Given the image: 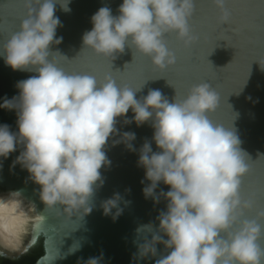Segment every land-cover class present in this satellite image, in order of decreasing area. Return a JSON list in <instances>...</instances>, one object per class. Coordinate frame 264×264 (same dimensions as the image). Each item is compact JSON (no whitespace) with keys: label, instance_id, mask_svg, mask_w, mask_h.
I'll list each match as a JSON object with an SVG mask.
<instances>
[{"label":"clouds","instance_id":"obj_1","mask_svg":"<svg viewBox=\"0 0 264 264\" xmlns=\"http://www.w3.org/2000/svg\"><path fill=\"white\" fill-rule=\"evenodd\" d=\"M22 3L24 16L18 30L0 40V57L14 71L36 75L18 81L19 94L0 104L18 117V132L0 125V158L21 148L11 167L19 164L28 171L29 179L40 186L45 207L37 215L34 204L24 203L21 191L0 198V247L11 249L21 243L35 221L44 222L53 213L72 222L91 213L96 191L104 183L100 170L111 163L105 152L109 139L119 135L113 146L124 143L136 151L135 133L117 129V118L124 117V124L135 122L139 127L149 122L154 129L152 140L159 151L154 152L147 140L139 149L138 165L150 181L143 193L155 203L167 201L166 211L157 216L158 228L148 224L137 229L151 238L143 236L134 258L159 255L155 264H264V207H257L255 193L242 195L251 158L233 127L210 119L220 104L215 88L208 82L196 83L182 98L175 93L171 101L160 90L149 89L138 99L142 87L118 84L109 74L98 79L67 72L58 66L52 54L59 51L53 52L52 46L63 40L56 36L62 27L55 16L56 4L69 12V0ZM211 3L219 12V23L228 24L226 0ZM118 12L114 16L104 6L92 15L93 27L83 34L82 49L112 63L127 47L163 72L177 62L167 34L174 33L185 48L197 40L189 23L195 0H123ZM256 62L264 71V57ZM130 109L134 116L129 119ZM161 182L169 190L157 194ZM120 200L117 193L103 201L104 215L118 218L123 211ZM158 244L166 254L158 253ZM78 250L73 246L68 254ZM57 258H63L57 248L44 257L47 264ZM102 260L103 253L84 264Z\"/></svg>","mask_w":264,"mask_h":264},{"label":"water","instance_id":"obj_2","mask_svg":"<svg viewBox=\"0 0 264 264\" xmlns=\"http://www.w3.org/2000/svg\"><path fill=\"white\" fill-rule=\"evenodd\" d=\"M122 3L123 0H69V12L57 3L55 16L62 27L57 28L56 36L63 40L52 46V51L58 50L60 54L52 55L58 66L67 72L89 73L98 79L109 74L118 84H127L134 90L142 87L137 92L138 99L146 96L149 89H158L171 101L175 93L182 98L193 84L208 82L220 96L219 107L210 114V119L233 127L242 141L240 147L251 158V172L244 179L242 195L247 198L255 193L257 207H264V160H259L264 156V71L256 62L264 57V0H226L230 19L225 25L219 23V12L211 0H195V12L189 23L197 40L185 48L174 33L167 34L168 47L176 54L177 62L163 72L155 69L148 57L132 53L127 47L112 63L89 49H82V36L93 27L92 15L104 6L114 16L119 15ZM23 16L22 0H0V40L18 30ZM32 75L36 73L14 71L0 57V104L5 98L17 96V82ZM133 116L130 109L126 117ZM17 119L15 110L0 107V125L7 124L10 131L18 132ZM117 120L120 133H135L132 144L136 151L129 150L124 143L113 146V139H119V135L109 139L105 152L111 163L100 170L104 183L96 191L91 213L79 221L73 217L75 222L63 220L54 213L44 222L37 220L21 243L11 249L0 247V257L17 260L41 239L43 255L35 264H47L44 257L55 248L63 258H57L53 264H78V261L84 264L101 253L102 264H155L159 255L134 258L143 236L151 238L137 229L148 224L158 228L157 216L166 211L167 201L163 198L159 203L145 198L143 188L150 181L145 179V169L138 165L139 149L146 140L154 152L159 151L152 140L154 129L149 122L138 127L135 122L124 124V117ZM20 151L18 147L7 159L0 158V198L21 191L24 203L34 204L36 214L41 215L45 206L39 198L40 186L29 179L30 174L19 164L11 167ZM161 190L167 192L169 186L161 182L157 194ZM117 193L121 196L119 207L123 211L113 220L111 215H104L101 203ZM249 215L254 216L255 209ZM77 245L79 250L68 254ZM157 250L166 254L162 244L157 245Z\"/></svg>","mask_w":264,"mask_h":264},{"label":"trees","instance_id":"obj_3","mask_svg":"<svg viewBox=\"0 0 264 264\" xmlns=\"http://www.w3.org/2000/svg\"><path fill=\"white\" fill-rule=\"evenodd\" d=\"M43 255L42 240L40 239L23 257L17 260H10L0 257V264H35Z\"/></svg>","mask_w":264,"mask_h":264},{"label":"flooded vegetation","instance_id":"obj_4","mask_svg":"<svg viewBox=\"0 0 264 264\" xmlns=\"http://www.w3.org/2000/svg\"><path fill=\"white\" fill-rule=\"evenodd\" d=\"M7 259V258H6Z\"/></svg>","mask_w":264,"mask_h":264}]
</instances>
